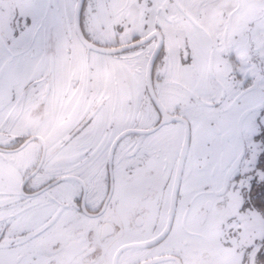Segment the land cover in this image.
Segmentation results:
<instances>
[{
  "label": "snow or ice",
  "instance_id": "snow-or-ice-1",
  "mask_svg": "<svg viewBox=\"0 0 264 264\" xmlns=\"http://www.w3.org/2000/svg\"><path fill=\"white\" fill-rule=\"evenodd\" d=\"M101 2L0 0V264H264V0Z\"/></svg>",
  "mask_w": 264,
  "mask_h": 264
},
{
  "label": "flooded vegetation",
  "instance_id": "flooded-vegetation-1",
  "mask_svg": "<svg viewBox=\"0 0 264 264\" xmlns=\"http://www.w3.org/2000/svg\"><path fill=\"white\" fill-rule=\"evenodd\" d=\"M103 1L105 5L107 4L105 8V13L108 16V19L109 18L112 19L115 16L114 13L118 15L121 11L123 12L124 8L127 7V9L129 10L128 12H131V17H133L130 21H128V26L139 28L143 17L142 0H103ZM238 2L240 4H244L248 6V8H246L245 11H250L252 5L258 3L259 0H238ZM122 21L125 22V19L122 18ZM197 23L201 24V26L204 27L205 30H218V29L222 30L225 26L229 25L230 21L228 20V17L226 15L215 13L204 19L202 23L201 21H197ZM234 26L235 25L233 24V27ZM188 30H189V26L186 25V23L184 22H181L173 27L172 31L175 34V39L172 43V47L174 51L175 49L183 46L184 36L187 34ZM73 40L81 44L83 51L87 52L86 47L81 43L80 40H78L75 37L73 38ZM86 57H87V53H86ZM76 79L77 77L75 72H72V77L70 79V82H74Z\"/></svg>",
  "mask_w": 264,
  "mask_h": 264
},
{
  "label": "rangeland",
  "instance_id": "rangeland-1",
  "mask_svg": "<svg viewBox=\"0 0 264 264\" xmlns=\"http://www.w3.org/2000/svg\"><path fill=\"white\" fill-rule=\"evenodd\" d=\"M106 5L102 0L101 7L93 22V28L98 32L108 33L113 23H124L128 25V21H130L133 18L131 17V12H128L129 10L126 7L124 8L123 12L121 11L118 15L114 13L115 16L112 19L111 18L108 19V16L105 13ZM122 18L125 19V22L122 21ZM81 46H82L81 44L72 40L69 45L70 50L62 54V59H64L68 65V71L66 73V77L69 82L72 77V72H75L76 77L80 79H83V77L86 76L87 74V67H88V61L86 59L87 52H84Z\"/></svg>",
  "mask_w": 264,
  "mask_h": 264
}]
</instances>
